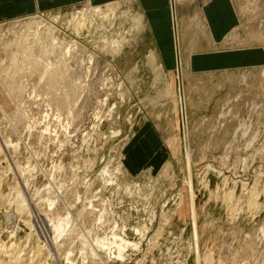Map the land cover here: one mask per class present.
Instances as JSON below:
<instances>
[{
    "label": "rangeland",
    "instance_id": "374dc122",
    "mask_svg": "<svg viewBox=\"0 0 264 264\" xmlns=\"http://www.w3.org/2000/svg\"><path fill=\"white\" fill-rule=\"evenodd\" d=\"M177 1L189 159L173 48L140 1L0 23V264H264L256 31L215 43L212 0ZM233 1L248 26L262 9L264 46V0Z\"/></svg>",
    "mask_w": 264,
    "mask_h": 264
},
{
    "label": "crops",
    "instance_id": "0c3cea01",
    "mask_svg": "<svg viewBox=\"0 0 264 264\" xmlns=\"http://www.w3.org/2000/svg\"><path fill=\"white\" fill-rule=\"evenodd\" d=\"M80 0H0V23L8 20H13L17 18H22L25 16H31L34 14H51L59 11H64L67 8H70L73 4ZM92 4H102L103 2H111L113 0H89ZM141 3L143 9V15L146 17L148 24H152L154 29L157 30V45L160 47L173 48V57L175 63H178V47H180L182 60L184 59L183 55V43L182 37L180 34V22L178 15V1L177 0H138ZM175 1V2H174ZM180 1V0H179ZM264 10V8H263ZM203 13L206 14L205 21L209 25V28L213 31L212 35L214 41L221 42L224 39L236 37L237 30L240 32V38L243 37L244 41L248 43V40L253 41V34L251 31L254 29L255 39L254 44L257 46L252 47L249 51L244 49L240 56L244 58V61L247 63V58L255 57V60L264 61V53L262 48L263 44L260 43L259 37L262 28L259 26L261 23L260 18L257 15H261L262 9L255 8V18L253 24L248 26L246 22L247 14L242 16V11L234 3L233 0H212V2L207 5L206 10H203ZM196 14H202L196 12ZM144 20V19H143ZM176 20L178 25V33L176 28ZM193 20L198 21L195 17ZM251 21V18H250ZM175 23V24H174ZM158 24V25H156ZM175 25V26H174ZM255 25L253 28H251ZM262 26V25H261ZM244 30H247V33H244ZM260 31V32H259ZM216 34H215V33ZM258 33V34H257ZM229 38V40H231ZM215 41V43H217ZM242 42V41H240ZM235 44V42H232ZM193 46L194 43L192 42ZM252 46V45H251ZM176 51V52H175ZM176 53V54H175ZM184 62V60H183Z\"/></svg>",
    "mask_w": 264,
    "mask_h": 264
},
{
    "label": "bare ground",
    "instance_id": "6f19581e",
    "mask_svg": "<svg viewBox=\"0 0 264 264\" xmlns=\"http://www.w3.org/2000/svg\"><path fill=\"white\" fill-rule=\"evenodd\" d=\"M175 2V1H174ZM110 5H108V7H109ZM110 8V7H109ZM106 9H107V6H106ZM101 10V9H100ZM99 10V11H100ZM98 11V10H97ZM101 12V11H100ZM95 14L96 13V10L95 11H91V13H90V15L91 14ZM105 13H106V10H105ZM111 15H112V18H113V15H114V11L112 12L111 11V13H110ZM115 17V16H114ZM116 18V17H115ZM142 22H144L143 21V17H139V23H141L142 24ZM97 24V23H96ZM140 24V25H141ZM175 24V23H174ZM175 26V25H174ZM91 28V26L88 24V26H87V29H90ZM103 28V27H102ZM176 28H177V33H178V25H177V20H176ZM81 29H84V28H79V30H81ZM178 49V63H177V68L176 69H178L177 71V73H178V98H179V105H180V107H181V114H182V120H183V117H185V131H186V134H187V137H188V120H187V106H186V93H185V85H184V80H183V68H184V65H183V60H182V57H181V52H180V47H178L177 48ZM176 52V51H175ZM44 54H46V53H44ZM176 54V53H175ZM49 55V54H48ZM51 57V56H50ZM49 57V58H50ZM56 68H54L52 71H54ZM56 72V71H55ZM56 73H58V72H56ZM54 77V76H53ZM59 77V76H58ZM64 81V80H63ZM2 108V107H1ZM184 113V114H183ZM183 123V122H182ZM184 128V127H183ZM189 144V139L187 138V141H186V148H187V156H188V159L189 158H192L191 156H190V152H191V148H190V144ZM191 160V159H190ZM189 168V167H188ZM186 183H187V185L189 186V188H191V186H192V197H191V199H193V201H194V204H195V197L193 196V185H192V179L191 178H189V181H188V178H187V181H186ZM193 204V202L191 201V205ZM194 204L192 205V211H193V223H194V228H196V226H197V222H196V217H195V211H194V208H193V206H194ZM197 216V215H196ZM64 221V220H63ZM60 222H62V221H60ZM60 224V223H59ZM62 224V223H61ZM62 226V225H61ZM58 228H59V226H58ZM60 230H62V229H60ZM58 231V230H57ZM59 232V231H58ZM103 246V245H102ZM100 248V247H99ZM3 251V250H2ZM95 251V250H94ZM201 256V255H200Z\"/></svg>",
    "mask_w": 264,
    "mask_h": 264
},
{
    "label": "water",
    "instance_id": "95a60500",
    "mask_svg": "<svg viewBox=\"0 0 264 264\" xmlns=\"http://www.w3.org/2000/svg\"><path fill=\"white\" fill-rule=\"evenodd\" d=\"M184 114V113H183ZM185 117H183V126H184V131H185ZM185 133H186V131H185ZM185 140L187 141V134L185 135ZM189 167V166H188ZM189 169V168H188ZM190 192H191V197H192V186H191V188H190ZM191 201L193 202V204H194V201H193V199H191ZM192 204V205H193ZM193 208H195L194 206H193Z\"/></svg>",
    "mask_w": 264,
    "mask_h": 264
}]
</instances>
